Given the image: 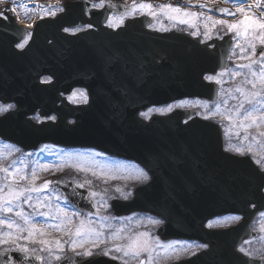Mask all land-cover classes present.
Masks as SVG:
<instances>
[{
  "label": "water",
  "instance_id": "water-1",
  "mask_svg": "<svg viewBox=\"0 0 264 264\" xmlns=\"http://www.w3.org/2000/svg\"><path fill=\"white\" fill-rule=\"evenodd\" d=\"M41 5L46 7L47 3ZM83 5L84 2H69L65 5L66 11L59 14L57 19L40 22L34 31L31 44L23 51H18L15 45L23 39L25 29L13 22L7 23L0 19V101L16 102L19 106L17 111L0 117V137L26 150L37 149L43 143L65 147H94L105 153L136 160L152 170L161 169L162 166L156 162L164 161H201L224 169L225 180L218 183L215 180L214 185H210V190L201 186V192H198L203 196L200 199L195 198L196 192L179 190L172 211L162 205L155 190L157 188L162 192L165 187H179L182 183L160 182L157 180L160 178L158 174H153V181L148 186L136 190L132 202L117 200L113 201L112 205L117 215L130 214L134 211L162 215L167 221L166 227L160 232L162 235L169 230L168 232L175 237L202 239L206 242L225 241L226 250L231 251L232 256L239 259L238 264H244L247 261L238 254L237 247L244 239L252 236L249 226L256 214L264 210V172L253 163L251 157L232 155L223 149L224 143L221 138L223 130L216 123L195 118L183 124V119L188 117L183 112L162 117L150 124L139 119L136 121V113L132 110L134 104L131 101H122L126 96H117L115 88L108 87L104 81L102 84L100 79V74L104 73L105 76L107 73L103 70L105 68L101 69L100 66H106L107 63L98 55L95 47L99 48L95 40L99 38L97 34L106 39L105 36L109 32L103 35L104 31L100 30L99 33L93 34L91 30L78 36L62 33L61 29L65 26L85 24L82 20ZM217 12L222 14L220 10ZM72 17H82V22L70 23L69 18ZM90 23L93 25L92 21ZM94 25L99 28L101 26ZM118 33L121 36L123 32ZM167 38L168 35H162L160 39L164 41ZM174 39L181 38L175 35ZM49 41L52 43L49 44ZM184 43L185 49L178 48L161 56L163 68L166 67L168 72L171 67L173 73L163 78L162 87L158 90L161 92V103L183 97L216 100V87L203 84L202 80L198 86L189 84L186 75L196 73L191 71L192 67H198L199 77L228 68L229 47L220 54L218 47L211 53L205 48H200L191 39L185 38ZM108 48L115 50V46L108 45ZM260 48L264 50V47ZM188 49L190 50L187 51ZM185 66H189L188 69ZM43 75H51L55 81L49 85L40 84L39 78ZM75 87H83L88 91L89 104L73 106L63 99V105L59 109L55 108L54 105L58 102L56 95L60 92L69 94ZM146 105L148 104L144 106ZM36 109H41L46 115L56 112L58 120L41 125L34 123L27 117ZM70 118L75 119L74 124L69 123ZM157 131L165 133L151 137L159 140L157 149H154V143L147 140L149 136L145 133L141 135V132ZM151 162L156 163L155 166H152ZM165 176L169 178L170 174ZM54 185L76 208L95 212L87 190L78 188L71 181L55 182ZM251 204L256 205L254 210L250 209ZM196 209L205 211L207 216L204 221L209 215L231 212L243 214L244 220L226 232L204 233L190 223L196 218L192 214ZM2 255L9 263L15 264L32 263L39 256L32 254L25 257L21 252ZM213 263L217 264V259L212 261ZM0 264L5 263L1 261ZM59 264L119 263L102 255H93L90 258L67 255ZM252 264H264V261H252Z\"/></svg>",
  "mask_w": 264,
  "mask_h": 264
},
{
  "label": "flooded vegetation",
  "instance_id": "flooded-vegetation-1",
  "mask_svg": "<svg viewBox=\"0 0 264 264\" xmlns=\"http://www.w3.org/2000/svg\"><path fill=\"white\" fill-rule=\"evenodd\" d=\"M100 0H93V3H86L85 12L83 13L85 16L82 19L84 22L90 23L93 22V34L99 33L100 30L104 31L103 35H106L105 38H101L100 34H97L99 38L97 41L98 48L95 49L98 51V55L101 56V59L107 63L106 66H100L105 68L107 73L104 76L100 74V79L102 80V84L104 82L110 88L114 87L117 96L125 95L126 99L122 101H131L134 106L132 110L136 113V121H147L151 120L155 116L168 115L176 110H187L192 109L189 106H181L183 103L187 101L192 102H204L210 103L206 100L197 99V98H188L177 100L168 104H161V102L157 99L158 89L162 85L161 78V56L163 53H167L172 51L174 48H184L185 45L178 44L177 47L174 46V43H164L160 39L163 34L167 33H180L181 35L185 34V38L190 39L189 37L197 38L203 44H208V50H214L216 48L215 40H222L225 36H231V49L229 52L230 55V64L232 66L236 65L235 63H239L240 58L244 56H254L257 51V47L262 45L260 43L261 35H264V30L260 29H252L248 30V33L254 34L250 37L244 36L243 43H241V36L243 33V27L241 26L239 29L229 30L228 25L221 24H213L214 20H226L230 23L239 22L234 18L228 17H213L211 21H206L204 18H193V17H179V18H170L177 16H163L159 15L161 9L151 2L147 0H135V4L138 6L141 3L151 4V9H140L136 8L135 13L132 12L133 1L124 3H115L110 0H106L105 5L103 7H93V4H99ZM126 10H129L128 14H124ZM104 11V12H101ZM124 14V15H115ZM155 12V15L151 13ZM120 17L124 18V23L120 24L119 27L114 26L120 19ZM82 18V17H81ZM81 18H69V22L73 24L81 23ZM3 20L4 18H0ZM5 20V19H4ZM3 20V21H4ZM53 21L54 17H43L41 21ZM181 20H189L191 23H181ZM8 21V20H5ZM109 21H112L110 24ZM37 23V22H36ZM33 23L30 29L27 31L26 36L22 39L18 44L24 43L23 48H19L23 50L27 48L31 44L32 38V29L36 25ZM94 24H101L100 28L95 26ZM207 24V27L205 25ZM194 25V26H193ZM88 26V25H87ZM87 26H65L63 27L62 33L64 35H78L82 31H86L88 29ZM65 28L68 29H80V31H64ZM166 29V30H165ZM122 31V35L119 36V33ZM198 31V35H192V32ZM207 33V34H206ZM249 37V38H248ZM247 38V39H246ZM246 39V40H245ZM52 41H49L51 44ZM17 44V45H18ZM103 44V45H102ZM108 45L115 46V50L112 48L109 49ZM239 45V46H238ZM252 45H255V51H253ZM244 51H241V49ZM228 72H220L217 75H206L205 79L209 82H217L218 85L224 86L226 84L225 74ZM213 76L215 80H208L206 77ZM106 79H105V78ZM50 78V79H49ZM41 83L49 84L53 81V78L49 76H42L40 78ZM104 81V82H103ZM97 82V80H94ZM224 88V87H223ZM80 89H74L71 92V95L68 96L69 100L71 96ZM57 104L54 105L55 108L62 106V99L65 98V93L57 94ZM71 101V100H70ZM0 104H12L15 105L13 109L9 112L14 111L17 108L15 103H3ZM145 104L146 107L144 106ZM171 106V111H155V109H167ZM54 109V108H53ZM152 109L153 111H149ZM7 113V112H6ZM6 113L0 114L4 115ZM41 109H36L34 113H32L29 117L36 121H48L53 120L51 117L57 118L54 112H51V115L43 118L41 115ZM141 113H147V115H141ZM54 119V120H55ZM139 119V120H138ZM136 133V132H134ZM146 134L147 140L153 142L154 149H157L159 140L156 138L152 139L151 135H161L162 132H141V135ZM198 133V132H197ZM145 136V135H144ZM10 148L14 150V152L20 151L25 155H31L34 152H26L20 147L16 145H9ZM57 148V147H56ZM101 155L112 156L105 154L102 151L95 150ZM16 157V156H14ZM114 159H118L112 157ZM119 163H123L119 166L112 174L110 179L111 185L120 186L124 184L128 191V196L125 197H115L116 199L129 201L134 197L135 189L141 186H146L153 181V174L160 175V178L157 180L160 182L168 183V182H180L181 186L175 187H165L162 192L156 188V195L162 201V205L165 207H169L172 211L174 209L175 201L178 197V191H192L196 192L195 198L200 199L203 195H200L198 191L201 190V186H205L208 190H210V185H214L215 180L221 182L225 180V170L216 169L214 165H210L208 162L201 161H164L162 163H158L162 166L161 169H150L145 166L143 163L137 162L135 160H122L118 159ZM152 166H155L156 163L151 162ZM142 172L147 173L149 179L145 180L142 176ZM170 174V177H166L165 175ZM65 170H58L56 173L53 171L48 174V179L52 182L55 180H63L66 176ZM119 175V177L117 176ZM99 180L93 181V183H98ZM224 189V188H223ZM57 190V189H56ZM58 191V190H57ZM201 192V191H200ZM111 198L109 201V209L107 211L108 215V229L109 235L112 236L114 233H117L118 230L121 231L120 239H110L108 242L109 247L111 248V252L108 255H104L103 250L94 251V255H104L110 258V260H116L117 262L124 264L125 261L128 264H140V261H145V264H175L178 261L192 258L196 255L203 256L204 264H210L209 261H216L217 264H238L240 261L236 256H232V252L226 250V242L225 241H210L206 242L202 239H182L171 235L166 231L165 233L160 234L161 229L164 225H167L166 219L162 215H154L148 211H134L129 213H125L123 215H116L111 206ZM94 200V199H93ZM95 202V200H94ZM96 203V202H95ZM81 216H93V218L97 217V214H89L82 212L80 210L75 209ZM203 209H196L194 214L196 216L195 220H191V225L194 227L203 229L207 228L209 230H223L230 228L241 221L242 216L240 215H213L206 218V213H204ZM173 214L177 216L176 212L173 211ZM262 215H260L261 217ZM140 217L143 218L140 220ZM163 221L160 224H154L151 221ZM148 221V224L145 222ZM175 224H177V219L174 220ZM204 222V225H203ZM176 228V225L173 226V229ZM252 228H256L252 225ZM146 233L147 235H141ZM139 239L141 242L147 241L149 245V251H140L139 256L133 258L131 255L125 256L123 252L116 250V245L127 246L133 240ZM255 239L244 241L239 247V251L241 247L251 246V249H247L252 252L253 255L250 257L245 255L244 252H241L248 258L245 260L244 264H250L251 259H260L261 256H264V251L253 252L251 250H256ZM257 244H261V247L264 246V241H259ZM171 245V247H169ZM202 245H207V247H201ZM215 247V248H214ZM16 245H7L4 243H0V262H4L5 264H13L9 263V261L2 255H9L10 252H15ZM41 253V252H39ZM68 253V252H67ZM65 253V254H67ZM64 254V255H65ZM44 258L43 264H47V256L45 253H41ZM81 256V255H79ZM252 263V262H251ZM31 264H41L38 260L33 261ZM57 264V263H56ZM215 264V263H213ZM241 264V263H240Z\"/></svg>",
  "mask_w": 264,
  "mask_h": 264
},
{
  "label": "rangeland",
  "instance_id": "rangeland-1",
  "mask_svg": "<svg viewBox=\"0 0 264 264\" xmlns=\"http://www.w3.org/2000/svg\"><path fill=\"white\" fill-rule=\"evenodd\" d=\"M19 1L20 0H10ZM61 0H58L60 2ZM34 4V3H33ZM169 5V4H167ZM58 9L60 5H57ZM240 8H245V6H241ZM37 11L48 14L52 12V8H49L48 11L46 9H40L37 7ZM55 10V9H54ZM53 10V11H54ZM21 13H27V16L34 15V12L31 11V7L28 8L27 12L24 9H21ZM191 12H196L194 10H189ZM204 15L201 17L208 16L207 12L203 13ZM240 16L236 19V21H241L244 19L245 15L258 17L257 14L253 12L245 11L243 13L239 12ZM159 15L163 16H178V14L171 12L166 8L161 7V12ZM179 16H183L180 14ZM264 16V12L262 13ZM250 29V28H249ZM253 36L254 34L248 33L247 36ZM244 36H241V43H243ZM245 36V37H247ZM249 38V37H248ZM247 39V38H246ZM245 39V40H246ZM264 68V58L255 64L254 66H249L247 69H240L237 72L240 75L231 76V74L225 76L226 84L223 86V90L219 95V100L215 104H219L220 107L218 109V114L212 115L211 118H207L210 115V112L215 110V104L211 103H203V102H192L187 101L183 103L181 106H189V108L195 109L200 112L201 116L214 120L222 125L224 132H226V140L227 146L230 151L237 153L235 148L239 147L244 149V154H249L255 159L260 161V164L264 168V123H260L259 126L256 124H252L251 127H245L246 124H251L252 122L243 120L241 113L239 116L236 114V107L243 101V95L240 92L235 91L237 87L244 88L245 91L252 90V86L245 82L247 79H253L252 72L257 73V88L256 90H261L264 88V85L259 83V72ZM232 77V79L230 78ZM223 85V84H222ZM87 94L85 91L80 90L75 92L70 100L72 103H85L87 102ZM259 99H264V96ZM245 107H249V105L245 104ZM259 111L254 115H259V112H264V106L260 104L256 105ZM232 115L233 120L229 121L228 116ZM251 149V151H249ZM102 153L93 151V149H62L45 145L40 148L39 151L34 152L31 155H25L20 151L14 152L11 148L6 147V144L0 141V167H7L12 165L13 161H15V167L20 168L22 170V174H27L29 176L28 180L25 181H17L15 182L16 187H40L46 180L48 179V174L52 171L56 173L58 170L70 169L71 174L64 175L65 179L72 180L75 184L79 186V184H84V187L91 191V193L95 192L98 195L91 197L95 200L98 214L96 218L93 216H81L73 215V213H78L75 209H73L66 200L62 198L60 193L49 185L48 188L39 191L29 193L32 196V201L30 203H23V198L20 201L14 202L15 204H22L23 209L26 213L31 214L32 220L30 224H34L36 228L43 229V233L34 232L31 239H21L16 241L15 243L9 242L7 245L15 244H26L30 249H33L34 252L45 253L47 258V264H56L59 260L54 259V255H59L61 258L67 252H73L75 254L83 252L85 249H91L94 251L111 249L108 245L110 239H113V235H109L108 229V215L107 211L109 209V201L111 198L115 197H125L128 196V191L126 190V186L121 184L117 186V184L111 185L110 179L112 177V173L123 163H119V160H115L110 158L109 156L101 155ZM240 154V153H238ZM16 156V157H14ZM65 164V165H64ZM67 167V168H66ZM35 170L36 179L34 182H31V173ZM74 173L83 177L78 178L74 177ZM95 173V175H94ZM6 174L4 172H0V186H6L10 183H13L11 177L5 179ZM114 176V175H113ZM119 177V175H117ZM99 180L98 183H93V181ZM91 181V183H88ZM119 189V191H117ZM7 187H4V192H7ZM37 200L43 201L47 207L36 209L31 204H35ZM63 208L67 213V217L71 218V223L68 222V219L64 216V214H57V209ZM48 212L50 215L45 216L40 213ZM0 216L7 217L9 219H15L17 222H21L20 218L15 217L13 213H0ZM144 218V217H143ZM143 218L140 217V220ZM145 219V218H144ZM143 219V220H144ZM81 221L84 222V231L80 236H77L76 230L81 226ZM108 222V223H107ZM148 224V221L145 222ZM62 224V228H56L52 225ZM257 232H259L260 237L256 240L257 243L259 241H264V216L258 218L255 224ZM92 229L94 231H88ZM13 232L12 240H15V232L16 229H8L7 226H0V232L7 233ZM121 231L118 230L117 237L113 240L120 239ZM103 233L101 236H97V233ZM22 236H27V232H23ZM7 238V237H5ZM40 240H48L50 242L49 246L42 245L39 243H35L34 241ZM60 241V248L56 247V241ZM76 242L75 251L73 250V242ZM94 243H98L99 247H93ZM256 243V250H251L253 252L264 251V246L261 247V244ZM83 244V247L80 245ZM49 247L51 251H49ZM247 249H251V246H246ZM111 252V251H110ZM109 252V253H110ZM78 255V254H77Z\"/></svg>",
  "mask_w": 264,
  "mask_h": 264
},
{
  "label": "snow or ice",
  "instance_id": "snow-or-ice-1",
  "mask_svg": "<svg viewBox=\"0 0 264 264\" xmlns=\"http://www.w3.org/2000/svg\"><path fill=\"white\" fill-rule=\"evenodd\" d=\"M106 0H100L99 4H93V7H103L105 5ZM262 2H264V0H262ZM194 6V5H193ZM200 7H207L206 4H200ZM139 7L140 9H151L152 5L151 4H146V3H141L140 5H136L135 4V0H133V6H132V12L135 13L136 8ZM162 8H166L168 10H170L173 13L178 14L177 17H170V18H179V15L182 14L185 17H193V18H199L201 16H203L204 14L202 12H191L186 8H181L179 6H173V5H162ZM220 11L222 12H229V9H220ZM237 12H245V9L243 8H237L236 10ZM152 15H155V12L151 13ZM232 15H235V13H229ZM0 15H2V13H0ZM204 19L206 21H211L212 17L211 16H206L204 17ZM181 23H191V21L189 20H181ZM109 23L111 24L112 21H109ZM124 23V18L120 17L119 21L114 25L116 27H119L120 24ZM213 24H221V25H228L229 30H234V29H239L241 26L243 27V35L247 36L248 34V30L249 28L254 29H260V30H264V19L262 18H257L255 16H248L245 15L244 19L237 22H233L230 23L229 21L226 20H214L212 21ZM194 26V25H193ZM88 28H91L92 25H88ZM205 27H207V24L205 25ZM166 30V29H165ZM64 31L68 32V31H80V29H68L65 28ZM192 35H198L199 32H192ZM207 34V33H206ZM260 43L262 45H264V35H261L260 37ZM239 46V45H238ZM17 47L19 48H23L24 47V43H20L17 45ZM253 51H255V45H252ZM241 51H244V49L242 48ZM235 75H240L239 72L235 73ZM259 83L261 85H264V68L261 69V71L259 72ZM252 77L253 79H247L245 80V82L249 85L252 86V90L249 91H245L244 88L241 87H237L235 89V91L240 92L243 95V101L241 103H239V105L236 107L235 111L236 114L239 116L241 113L243 114L242 118L245 121H251V124H246L244 125L246 128L247 127H251L252 124H256L257 126H259L260 123H264V112H259V115H254L255 113H257L259 111V109H257L256 105L260 104L261 106H264V99H259L260 97L264 96V88H261V90H256L257 88V80L255 79L257 77V73L256 72H252ZM208 80H215L216 78L213 76H209L206 77ZM50 79V78H49ZM219 82V81H217ZM215 104V102H213ZM245 104L249 105V107H245ZM15 107V105L12 104H0V114L6 113L8 111H10L11 109H13ZM220 105L219 104H215V110L210 112L209 117L207 118H211L212 115H216L218 114V109H219ZM149 111H153L152 109H149ZM155 111H171V106H169L167 109H155ZM141 115H147V113H141ZM229 121L233 120V116L229 115L228 117ZM51 119H55V117H51ZM261 135H264V133H261ZM235 151L237 153L240 154H244V149L242 148H235ZM249 151H251V149H249ZM257 163H260L259 160H257ZM0 172H4L6 174L5 179H7L8 177H11L13 183H10L6 186H0V213H13L15 214V217L20 218L21 222H17V220L15 219H9L7 217H2L0 216V226H7L8 229H16L15 232V240H12L13 237V232L9 231L7 233H3L0 232V243H4L7 244L10 241L15 243L16 241H19L21 239H31L33 236L34 232H41L43 233V229H39L36 228L34 224H30V221L32 220L31 214L26 213L23 209L22 204H15L14 206V202L16 201H20L23 198V203H30L32 201V196L29 193L32 192H39L42 191L46 188L49 187V185H51L53 182L52 181H45L40 187H16L15 182L17 181V179L19 181H25L29 179V176L27 174H22V170L20 168L15 167V161H13L12 165H9L7 167H0ZM143 178L145 180L149 179V177L147 176V173L142 172L141 173ZM95 175V173H94ZM36 179H38V177L36 176L35 170L32 171L31 173V182H34ZM88 183H91V181H88ZM4 187H7L8 191L4 192ZM79 187H84V184H79ZM117 191H119V189H117ZM92 196H96L98 195L97 193L93 192L91 193ZM30 206L39 209V208H43V207H47V205L40 200H37L35 202V204H31ZM41 215H45L48 216L50 215V213L48 212H44V213H40ZM57 214H64V216L68 219V222L71 223V218L67 217V213L65 211V209L63 208H58L57 209ZM73 215H79V213H73ZM262 216H264V213H261ZM154 224H160L163 223V221H157V220H152L151 221ZM53 227L56 228H62L63 225L62 224H56V225H52ZM84 231V222L81 221V226L79 228H77L76 230V235L80 236L82 234V232ZM88 231H94L92 229H89ZM23 232H27V236H22L21 234ZM103 235V233H97V236H101ZM118 233H114L113 234V239H115L117 237ZM141 235H147L146 233L141 234ZM7 237V238H5ZM35 243H39L42 245H46L49 246L50 242L48 240H40V241H34ZM56 247L60 248V241L57 240L56 241ZM75 247H76V242H73V250L75 251ZM80 247H83V244L80 245ZM93 247H99L98 243H94ZM116 250L117 251H121L124 253L125 256L131 255L133 258H136L139 256L140 251H149V245L147 243V241L141 242L139 239L133 240L130 244H128L126 247L125 246H121V245H116ZM169 247H171V245H169ZM201 247H207V245H202ZM16 250L23 253L25 257L33 254L34 250L30 249L26 244H17L16 246ZM49 251H51V248L49 247ZM111 251V249H106L104 251V255H108L109 252ZM241 252H244L245 255L248 256H252L253 253L248 251L247 249H245L244 247L240 248ZM78 255L81 256H85V257H92L94 255L93 251L91 249H85L83 252L77 253ZM54 255V259L56 260H60L61 257L59 255ZM39 260H43L44 258L42 256H37L36 257ZM261 260H264V256L260 257ZM124 264H128L127 261L124 262ZM140 264H145V261H140Z\"/></svg>",
  "mask_w": 264,
  "mask_h": 264
}]
</instances>
